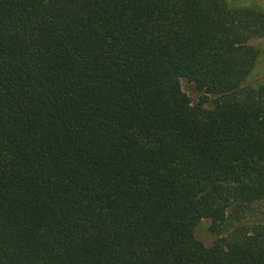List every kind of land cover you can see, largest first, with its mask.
<instances>
[{
    "label": "trees",
    "instance_id": "obj_1",
    "mask_svg": "<svg viewBox=\"0 0 264 264\" xmlns=\"http://www.w3.org/2000/svg\"><path fill=\"white\" fill-rule=\"evenodd\" d=\"M262 37L228 0H0V264H264Z\"/></svg>",
    "mask_w": 264,
    "mask_h": 264
},
{
    "label": "rangeland",
    "instance_id": "obj_2",
    "mask_svg": "<svg viewBox=\"0 0 264 264\" xmlns=\"http://www.w3.org/2000/svg\"><path fill=\"white\" fill-rule=\"evenodd\" d=\"M233 6H250L256 9L264 10V0H228ZM250 43L257 47L260 51V56L257 60V64L253 73L248 78V84L257 86L264 83V37L254 38L250 40ZM182 86L185 92L191 96L193 102H197L202 96V93L198 91L195 85L188 82L186 79H182ZM214 104V97L210 96L207 106L211 107ZM264 209V201L260 204ZM196 234L198 238L204 242L207 246H212L217 240V235L211 230V220L204 219L197 227Z\"/></svg>",
    "mask_w": 264,
    "mask_h": 264
}]
</instances>
